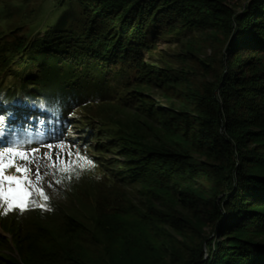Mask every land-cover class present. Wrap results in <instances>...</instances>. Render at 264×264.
Returning <instances> with one entry per match:
<instances>
[{"label": "rangeland", "instance_id": "374dc122", "mask_svg": "<svg viewBox=\"0 0 264 264\" xmlns=\"http://www.w3.org/2000/svg\"><path fill=\"white\" fill-rule=\"evenodd\" d=\"M249 1L226 0L219 6L192 1V6L179 7L168 20L171 26H161L158 35L137 46L138 53L131 52L135 54L128 61V78L114 92L110 83L109 101L69 110V125L61 140L23 145L34 159L17 158L16 164L29 169L26 175L32 183L25 186L33 193L29 198L33 203L26 211L7 214L6 205H0L1 262L182 263L186 253L197 247L195 236L209 235L179 191L208 199L205 194L214 186L212 174L206 179L199 176L211 161L207 144H198L200 139L192 134L204 141L203 132L212 131L196 120L204 112L210 124L214 121L217 111L212 98L221 110L230 106L219 94L227 67L219 62L227 48L230 11H239ZM84 10L83 0H0V38L16 40L21 48L53 26L63 12L71 17L66 34L78 33L82 30L77 20H84ZM110 61L118 72L122 61ZM121 91L127 102L116 98ZM158 156L169 163L181 161L177 166L185 174L194 166L195 174L186 178L176 173L175 180L156 174L140 184L117 181L121 177L117 170H124L120 164ZM6 174L24 175L15 167ZM37 189H43L49 199L45 201ZM42 204L46 205L43 214ZM70 222L77 230L67 229Z\"/></svg>", "mask_w": 264, "mask_h": 264}, {"label": "trees", "instance_id": "16d2710c", "mask_svg": "<svg viewBox=\"0 0 264 264\" xmlns=\"http://www.w3.org/2000/svg\"><path fill=\"white\" fill-rule=\"evenodd\" d=\"M192 1L219 6L226 0H95L93 4L83 0L84 20H77L80 33L66 34L71 17L63 12L53 26L21 48L16 40L2 42L3 35L0 147L61 140L70 121L68 111L109 101L110 83L114 92L126 81L128 61L138 53L137 46L171 26L172 14L181 6H192ZM226 39L224 62L219 64L227 67L219 94L230 106L221 110L212 98L217 111L214 121L210 124L204 112L196 119L212 131L203 132L204 141L192 134L200 139L198 144H207L211 163L204 164L209 169L199 176L212 174L214 186L205 194L208 199L179 191L209 235H196L197 247L186 253L182 263L169 264H264V0H250L239 11H230ZM110 59L122 61L118 72ZM124 94L121 91L116 98L127 102ZM190 130L202 134L200 129ZM164 160L161 156L128 160L119 165L124 170H117L121 175L117 181L140 184L156 174L164 180H175L176 173L186 178L195 174L194 166L185 174L177 166L181 161ZM67 226L71 231L78 227L72 222ZM1 261L14 264V260Z\"/></svg>", "mask_w": 264, "mask_h": 264}, {"label": "snow or ice", "instance_id": "6c2138e0", "mask_svg": "<svg viewBox=\"0 0 264 264\" xmlns=\"http://www.w3.org/2000/svg\"><path fill=\"white\" fill-rule=\"evenodd\" d=\"M4 117L0 116V127L3 126ZM3 136V132L0 131V137ZM48 147H52L49 145ZM33 153L38 151V149L32 150ZM20 159L22 161L31 162L34 156L30 157L29 153L23 150V145L19 143H14L13 146L5 147L3 151H0V205H6L4 208V214L9 211L19 209L21 212L26 211L30 206L32 201L30 197L32 192L29 190L25 184H31L32 181L28 179L26 173L29 171L27 167H21L16 164V160ZM88 166H91V161L86 162ZM10 167H15L16 172L22 173L24 175H8L6 170ZM37 181L40 179L39 169L36 173ZM55 183H60L59 180ZM39 195L47 201L49 197L44 193L43 189H37ZM44 208L46 205H39Z\"/></svg>", "mask_w": 264, "mask_h": 264}]
</instances>
